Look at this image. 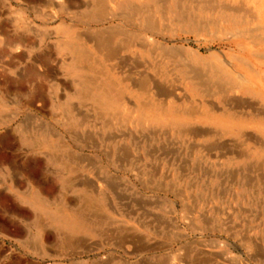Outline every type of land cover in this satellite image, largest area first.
<instances>
[{"label": "rangeland", "instance_id": "1", "mask_svg": "<svg viewBox=\"0 0 264 264\" xmlns=\"http://www.w3.org/2000/svg\"><path fill=\"white\" fill-rule=\"evenodd\" d=\"M163 1L0 0V264H264V120L229 128L186 114L182 132L169 116L142 121L137 108L152 98L264 112L252 94H194L208 85L211 53L230 59L238 40L213 25L185 31L182 15H157L153 30L147 15H131ZM113 31L106 64L131 88L127 116L87 94L88 61L78 66L69 44L93 49ZM131 31L141 35L126 49ZM145 77L150 96L139 92ZM66 208L93 230L51 217Z\"/></svg>", "mask_w": 264, "mask_h": 264}, {"label": "bare ground", "instance_id": "2", "mask_svg": "<svg viewBox=\"0 0 264 264\" xmlns=\"http://www.w3.org/2000/svg\"><path fill=\"white\" fill-rule=\"evenodd\" d=\"M159 6L160 7H158V9L157 7L153 5L150 7L147 6L148 7L147 9L140 7V6H136L133 8V10H131L132 11L131 15H139V14L142 16L147 15L146 22H145L146 24L145 27L147 30L149 29L153 30V29L158 28L157 23L159 19L157 18V15L166 16L168 20L170 18L172 19L175 18L174 17L175 15H182L183 16L182 25L185 29L188 28L189 32L190 31L195 32L197 30L201 31V29H204L205 27L206 28L211 27L213 25L218 28L217 31L220 30L219 32H226V33L232 34L233 37H237L238 42L237 43L235 42V43L236 45L238 44L239 50L236 53L230 54V59L221 58L218 54H216L215 51L211 53L210 57L212 59L211 61L207 62V69H206L208 85L206 84L207 85L206 89L204 88L201 89V87L199 89L196 88L193 91L194 94L201 95L207 91V92H211L213 95H216V96L217 95L226 96L227 94H235L236 96L242 97L243 94L248 93V94H252L256 98L261 99V102H263L262 105H263V111H264V101H262L264 100L262 99V97H264V86L261 85L262 82H264V0H164L163 3L159 4ZM102 8H104V6ZM107 10L105 11L107 12ZM99 11H102V10H99ZM99 14L100 13H98V15ZM208 16L210 17L212 16V18L209 17L208 19ZM71 31H73V28H71ZM185 31H187V29ZM129 34H130L129 37H126V38L122 37L121 39L122 44L124 48L126 49H131V48L135 49L134 47L135 40L137 39V37H140L141 33L139 34L135 32V34H133V32L131 31L129 32ZM117 35L118 33H114V31L108 35L100 34L96 44L95 43H94L95 45L93 44L94 45L93 49H91L86 44H84L85 42L81 43L82 41L81 42L79 41V43H75L77 41L74 42L71 40V43L69 44L78 51V57L76 59L78 66L82 61L84 62L88 61V65H87L88 68L87 66L86 68L89 69L92 74H86L85 81L83 80V82H85V84L83 83L84 89L87 92V94L94 96L98 100V104L103 107V108L101 107L103 111L104 109L108 111L110 109L112 110L116 109L118 110V114L120 113V115L122 114L123 116H125L126 113L130 111H128L129 108L127 107V104H126L127 101L126 102L124 101V98H126L124 97V94L128 90H131V88L129 85L125 83V80L123 78L117 76V74L115 75L113 69L108 66V64H110L108 63V61L110 62V60L114 59L116 52H117V48L114 46L115 40L118 39ZM143 39H145L146 41L145 44L141 42L140 43L144 45L143 46L144 48H147L145 46L152 43L151 40L153 41V39L149 40L144 35H143ZM181 48L185 49L186 51L188 50L190 51V49L184 45H181ZM244 51L247 53H244ZM191 54L194 60L197 61V64H199V62H202V63L206 62L205 58H203V56L201 55L202 53L200 54L198 51L196 52L192 51ZM247 54H249L250 56ZM252 56L254 57L253 59H252ZM106 62L108 64H106ZM163 65L164 64L160 63L156 68H158L159 71L162 72V74L168 73L166 71L167 68L164 69L165 66ZM149 86H150V79L146 77L143 78L140 89L138 87L139 92L149 93V96H150V92H151L150 90L152 89V87L150 88ZM129 99L132 100L131 98ZM165 101L167 102V100ZM135 102H132V103L135 104ZM212 106H209L206 103H201V104H193L188 107L182 106V107H178L177 109H174L170 107L168 104H163L160 101L157 102L156 100L154 101L152 100V98H149L148 100L145 99V102H142L137 108L140 110L142 114V119H143L142 121L147 122L149 120H152L153 118L155 119L161 118V116L163 115L169 116L172 124L174 123V124H177V126L181 127L180 130L182 132L188 131V127L186 125L182 127L184 123L183 122L184 119L187 118L186 114H188L189 117L191 116L190 118L203 117L207 119L209 118L210 120H214V121L220 120L222 122H227L230 126L229 128H231V125L232 127L235 126L237 120L242 121L244 123L255 121L257 120V118L264 120V112L262 113L257 112L256 115L255 114L254 115L250 114L246 116L239 115L240 116L239 117L237 115L238 113L235 114V112H231L229 110L225 111L224 113H220L217 110V108H214ZM132 109H133L132 111H134L136 109V106ZM130 117L131 116H129V118ZM113 123L115 124V122ZM260 138L261 140H263L262 136ZM260 147L262 148V150H264L263 142L260 143ZM51 217L54 218L55 220H59V221L61 220L66 226L74 228V229L81 228L80 230H87V231L93 230V227H92L93 225L91 224L92 222L87 221L86 218L83 217L81 214L80 215L76 214V212H73L72 210L67 209V208L60 209V210L58 209V211L52 213Z\"/></svg>", "mask_w": 264, "mask_h": 264}]
</instances>
